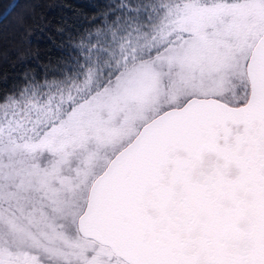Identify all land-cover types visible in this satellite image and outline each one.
<instances>
[{"label": "snow or ice", "instance_id": "1", "mask_svg": "<svg viewBox=\"0 0 264 264\" xmlns=\"http://www.w3.org/2000/svg\"><path fill=\"white\" fill-rule=\"evenodd\" d=\"M0 264H264V0H121L0 94Z\"/></svg>", "mask_w": 264, "mask_h": 264}, {"label": "trees", "instance_id": "2", "mask_svg": "<svg viewBox=\"0 0 264 264\" xmlns=\"http://www.w3.org/2000/svg\"><path fill=\"white\" fill-rule=\"evenodd\" d=\"M16 2V3H15ZM121 0H0V94L69 63L80 36Z\"/></svg>", "mask_w": 264, "mask_h": 264}, {"label": "water", "instance_id": "3", "mask_svg": "<svg viewBox=\"0 0 264 264\" xmlns=\"http://www.w3.org/2000/svg\"><path fill=\"white\" fill-rule=\"evenodd\" d=\"M16 3V2H15ZM15 3L13 5H11V7L6 11V13L0 18V22L3 20L4 17H6L9 12L11 11V9L13 8V6L15 5Z\"/></svg>", "mask_w": 264, "mask_h": 264}]
</instances>
